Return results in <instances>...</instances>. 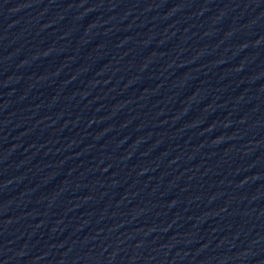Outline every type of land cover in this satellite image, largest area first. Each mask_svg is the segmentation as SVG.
<instances>
[{
  "label": "water",
  "instance_id": "95a60500",
  "mask_svg": "<svg viewBox=\"0 0 264 264\" xmlns=\"http://www.w3.org/2000/svg\"><path fill=\"white\" fill-rule=\"evenodd\" d=\"M0 264H264V0H0Z\"/></svg>",
  "mask_w": 264,
  "mask_h": 264
}]
</instances>
